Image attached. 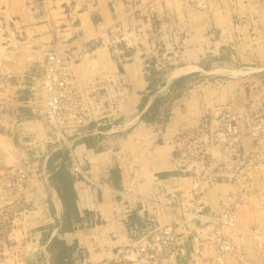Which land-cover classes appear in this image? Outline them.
Listing matches in <instances>:
<instances>
[{
	"label": "crops",
	"instance_id": "obj_1",
	"mask_svg": "<svg viewBox=\"0 0 264 264\" xmlns=\"http://www.w3.org/2000/svg\"><path fill=\"white\" fill-rule=\"evenodd\" d=\"M43 1L0 0V101L27 103L33 119L18 124L22 139L48 132L43 119L47 95L40 85L44 69L32 61L8 62L2 51L10 35L24 34L44 50L58 45L78 59L77 83L100 106L102 118L72 139L91 180L77 182L70 173L72 205L57 190L61 207L54 215L60 223L54 232L73 253L83 250L86 264H143L125 249L150 229L177 222L176 208L220 213L237 199L230 182L203 185L197 173L183 175L179 152L185 141L208 136L205 126L212 114L231 110L249 77L264 72V0H213L210 12L178 0H48L51 14ZM58 11L63 13L59 18ZM130 26L132 47L125 41L115 54L107 43L110 32ZM136 31L142 33L136 36ZM154 41L178 49L179 63L165 72L147 69ZM241 72L246 78L234 75ZM225 74L236 79L226 81ZM5 131L0 132V185L25 166L21 151L12 154L13 136ZM50 155L59 166L62 157L51 153L44 165ZM18 196L1 191L0 209H9ZM143 197L159 203H141ZM63 218L70 225L65 231L60 230ZM188 229L178 255L159 264L214 259L208 249L215 250L220 226L198 220Z\"/></svg>",
	"mask_w": 264,
	"mask_h": 264
},
{
	"label": "rangeland",
	"instance_id": "obj_2",
	"mask_svg": "<svg viewBox=\"0 0 264 264\" xmlns=\"http://www.w3.org/2000/svg\"><path fill=\"white\" fill-rule=\"evenodd\" d=\"M73 2L76 3L74 0ZM43 7L51 14L48 0L43 1ZM56 14L59 18L63 13L58 11ZM139 33L137 32L136 36ZM132 34V26L126 30L121 27L113 28L107 43L113 52L125 41L129 43L128 48H131ZM9 38L5 40L7 47L2 51L7 55L8 62L29 63L31 54L40 49L27 42L24 34L10 35ZM262 73L255 72L249 77L246 86L239 89L241 100L231 110H227L238 117L240 136L237 139L230 145L212 144L210 118L205 126L208 128V136L204 134L193 137L189 143L185 141L179 152V156L183 159L181 165L184 169V172H181L183 175L197 173L201 178L208 173L202 181L203 185L212 184L213 181H227L236 188L237 199L230 204L231 209L225 210L236 214V225L234 227L217 225L222 229L218 233L228 239L230 248L221 252L223 261H217L216 237L215 250L213 247L208 249V255L213 256L214 259L208 264H264V242H258L253 236L254 230L264 227V72ZM234 75L246 78L247 74L241 72L240 75ZM234 75L225 74L222 78L226 81L235 80ZM7 100L8 98L4 97L0 101V132L4 130L11 132L12 154L16 150L23 153V165L25 164L23 171L27 173L28 181L25 190L11 191L13 195L19 194L11 203V207L6 210L0 209V264H56L57 254L61 248V242L51 244L52 237L57 236L54 229L60 223L58 217L54 215L57 209L56 195L58 196L56 187L59 185L66 189L64 179L69 177L70 168L66 166L62 173H57L61 168L56 166L52 155H50L54 159L52 165L45 166L44 160L49 153L56 154L59 151L61 157L66 155L69 158V149L64 144V134L44 114L43 119L46 127L49 128L48 132L45 135L26 136L22 139L17 132V126L21 121L33 119V115L26 111L27 103H3ZM22 108L23 115L20 114ZM70 145L73 149L72 142ZM204 146L211 148L207 152L200 151L199 149ZM34 162L39 163L28 166V163L34 164ZM13 173L14 171L0 185V192L9 191L6 186L7 182L11 178L14 179V175L16 176ZM69 227V222L63 218L60 228L67 230ZM74 253L72 255L68 253L66 256L69 262L77 264L76 261L82 260L84 256L75 257ZM135 256L136 254H133L132 257ZM138 259L146 264L142 257ZM151 264H159V262L155 261Z\"/></svg>",
	"mask_w": 264,
	"mask_h": 264
},
{
	"label": "built area",
	"instance_id": "obj_3",
	"mask_svg": "<svg viewBox=\"0 0 264 264\" xmlns=\"http://www.w3.org/2000/svg\"><path fill=\"white\" fill-rule=\"evenodd\" d=\"M76 3H83L85 0H74ZM199 11L210 12L213 7V0H179ZM176 32L174 31L172 35ZM178 42L176 45L178 46ZM164 43V44H163ZM152 42L149 51L150 57L146 63V68H154L157 71L165 72L179 63L178 49L168 46L167 43ZM129 46V44H128ZM127 46V47H128ZM118 50H115L117 53ZM38 52V53H37ZM32 53L30 61L40 63L43 66L41 76V87L46 92V106L44 115L49 121L62 132L64 144L69 149V168L70 173L77 182L91 179L83 166L82 159L74 153L72 149V139L83 134V130L93 122H98L101 117L100 106L91 100L88 93L82 90L76 78L75 65L77 58L67 50H61L59 46L51 49H38ZM114 52V53H115ZM115 53V54H116ZM223 112V111H222ZM216 112L211 116L212 128L210 131L212 144L230 145L233 140L240 136L239 121L236 114L231 111ZM72 131V132H69ZM74 145V143L72 142ZM195 148V147H194ZM211 146H204L200 151L207 150ZM56 150V149H55ZM196 152V151H195ZM205 155V154H203ZM14 179L7 182L9 191H23L27 187V173L23 170L15 171ZM208 173L200 178L205 179ZM200 193V192H199ZM198 193V194H199ZM183 195L181 194V197ZM175 198L176 196L173 195ZM141 203L158 204L155 199L140 198ZM180 212L181 218L174 223L157 226L150 229L144 236L135 240L134 246L125 249L124 254H137L142 257L146 264L152 261H158L165 257L177 256L178 245L181 242H187L188 235L191 233L190 222L208 221L217 225L234 227L236 225V214L225 211L223 213H205L201 209L185 210L176 208ZM185 229L184 231H181ZM217 233V253L216 260L222 262L221 252L230 248V243L226 237H221ZM185 236V240L182 237ZM253 236L258 242H264V227L253 231ZM83 255V259L77 260V264H86V254L79 249L75 257Z\"/></svg>",
	"mask_w": 264,
	"mask_h": 264
},
{
	"label": "trees",
	"instance_id": "obj_4",
	"mask_svg": "<svg viewBox=\"0 0 264 264\" xmlns=\"http://www.w3.org/2000/svg\"><path fill=\"white\" fill-rule=\"evenodd\" d=\"M58 155L61 156V151L56 153L55 157H58ZM52 157H50L48 159V165L49 166L52 165V163H53L54 159ZM68 161H69V158L66 155L64 157L62 156V161H61V163L59 165V168H61V169H59L60 172L58 171L57 173H62L66 166L69 167V162ZM64 182L66 184V189L62 188L59 185H57L56 188L59 191L64 203L67 204V205H72L73 202H74V197H73V191H72V186H71L70 175H69V177H67V179L66 178L64 179ZM61 231H65V228H61ZM57 241L61 242V248H60L59 253L57 254V262H56V264H74L71 261L69 262V259L66 256V254H68V253L72 255L73 252L71 250V247L68 246L66 242L61 241L58 236L52 237L51 244H54Z\"/></svg>",
	"mask_w": 264,
	"mask_h": 264
},
{
	"label": "bare ground",
	"instance_id": "obj_5",
	"mask_svg": "<svg viewBox=\"0 0 264 264\" xmlns=\"http://www.w3.org/2000/svg\"><path fill=\"white\" fill-rule=\"evenodd\" d=\"M31 57V56H30ZM181 68V67H180ZM182 71H185V70H183V69H180V70H178V73H180V72H182ZM187 71V70H186ZM239 71V70H238ZM55 202H56V206H57V208H60L61 207V204H60V199L58 198V196L56 195V200H55Z\"/></svg>",
	"mask_w": 264,
	"mask_h": 264
}]
</instances>
